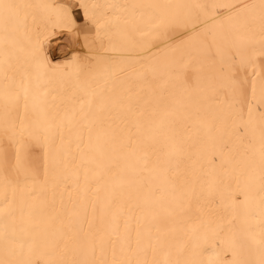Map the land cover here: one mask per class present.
<instances>
[{"label": "bare ground", "instance_id": "obj_1", "mask_svg": "<svg viewBox=\"0 0 264 264\" xmlns=\"http://www.w3.org/2000/svg\"><path fill=\"white\" fill-rule=\"evenodd\" d=\"M259 4L0 0V264L264 261Z\"/></svg>", "mask_w": 264, "mask_h": 264}, {"label": "snow or ice", "instance_id": "obj_2", "mask_svg": "<svg viewBox=\"0 0 264 264\" xmlns=\"http://www.w3.org/2000/svg\"><path fill=\"white\" fill-rule=\"evenodd\" d=\"M58 7H63V5L58 6ZM245 8H251V7H256L254 5H245ZM259 9H260V19L262 22H264V0H260V4H259ZM71 30V29H69ZM46 61H47V57H45L44 59H42L39 62V68L43 69L44 67H46ZM26 94V91H25ZM120 264H131V261H123L120 262ZM137 264H149V262L147 260H137ZM153 264H156V262H153ZM177 264H179V262H177ZM261 264H264V261L261 262Z\"/></svg>", "mask_w": 264, "mask_h": 264}]
</instances>
